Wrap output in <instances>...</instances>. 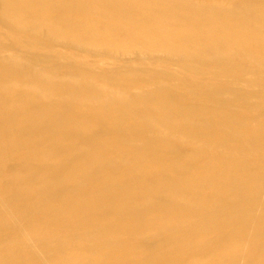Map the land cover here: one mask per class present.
I'll return each mask as SVG.
<instances>
[{"label":"bare ground","instance_id":"1","mask_svg":"<svg viewBox=\"0 0 264 264\" xmlns=\"http://www.w3.org/2000/svg\"><path fill=\"white\" fill-rule=\"evenodd\" d=\"M0 264H264V0H0Z\"/></svg>","mask_w":264,"mask_h":264}]
</instances>
